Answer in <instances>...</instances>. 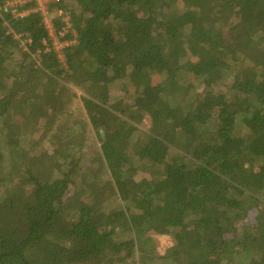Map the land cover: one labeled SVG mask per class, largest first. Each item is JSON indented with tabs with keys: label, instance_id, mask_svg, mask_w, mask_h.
Instances as JSON below:
<instances>
[{
	"label": "trees",
	"instance_id": "16d2710c",
	"mask_svg": "<svg viewBox=\"0 0 264 264\" xmlns=\"http://www.w3.org/2000/svg\"><path fill=\"white\" fill-rule=\"evenodd\" d=\"M67 1L66 65L0 15V264H264V0Z\"/></svg>",
	"mask_w": 264,
	"mask_h": 264
},
{
	"label": "built area",
	"instance_id": "2783aa9c",
	"mask_svg": "<svg viewBox=\"0 0 264 264\" xmlns=\"http://www.w3.org/2000/svg\"><path fill=\"white\" fill-rule=\"evenodd\" d=\"M67 0H14L4 4L0 3V15L3 12H10L14 19L25 18L31 14H39L48 31V40L44 42L45 52H54L57 60L62 65H66L65 51L77 41L69 39L68 36L73 34L77 36L72 22V14L70 11L64 12L58 8ZM18 38H21L18 36ZM28 42H30L28 40ZM27 41L22 44L26 48Z\"/></svg>",
	"mask_w": 264,
	"mask_h": 264
},
{
	"label": "rangeland",
	"instance_id": "374dc122",
	"mask_svg": "<svg viewBox=\"0 0 264 264\" xmlns=\"http://www.w3.org/2000/svg\"><path fill=\"white\" fill-rule=\"evenodd\" d=\"M245 75L243 74L242 76L239 77V81L240 82H244L245 80ZM42 152H47V147H45ZM143 177H148L150 179V175H144L141 176L140 178L143 179ZM94 178L96 180L101 179L102 181H108L110 178V174L105 170L103 171V173L101 174L100 172H97L94 176ZM64 216L62 217H66V214H63ZM66 219V218H65ZM124 244H126V248L124 249V252L122 253V256L127 257L128 259V264H158L160 263V261H163L162 259H157L155 258L151 251L152 250V245L150 244L149 246L146 245L147 247V251L146 252H142V246L139 248L138 243L136 244L134 240H128L126 242H124Z\"/></svg>",
	"mask_w": 264,
	"mask_h": 264
},
{
	"label": "water",
	"instance_id": "95a60500",
	"mask_svg": "<svg viewBox=\"0 0 264 264\" xmlns=\"http://www.w3.org/2000/svg\"><path fill=\"white\" fill-rule=\"evenodd\" d=\"M102 135H103V137L105 138V134H104V133H102Z\"/></svg>",
	"mask_w": 264,
	"mask_h": 264
}]
</instances>
